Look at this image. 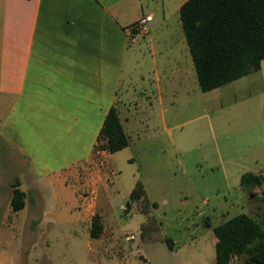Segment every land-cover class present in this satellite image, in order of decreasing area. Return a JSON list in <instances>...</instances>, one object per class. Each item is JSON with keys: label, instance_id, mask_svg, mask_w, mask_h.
<instances>
[{"label": "rangeland", "instance_id": "obj_1", "mask_svg": "<svg viewBox=\"0 0 264 264\" xmlns=\"http://www.w3.org/2000/svg\"><path fill=\"white\" fill-rule=\"evenodd\" d=\"M170 21L173 30L151 32L153 47L145 38L131 44L122 93L130 86L131 98L141 103L133 110L130 148L111 157L108 167L94 157L108 178L110 209L100 207L98 183L83 196L90 200V228L96 214L102 217L101 237L90 240L78 223L38 225L54 204L48 186L41 211L37 187L26 193L25 209L14 212L11 188L0 193V264H215L214 227L241 213L264 221V61L259 71L203 93L186 51L188 80L168 79L171 68L160 64L171 45L185 42L179 15ZM246 173L261 176L262 185L242 187ZM135 184L143 190L138 202L129 194Z\"/></svg>", "mask_w": 264, "mask_h": 264}, {"label": "crops", "instance_id": "obj_2", "mask_svg": "<svg viewBox=\"0 0 264 264\" xmlns=\"http://www.w3.org/2000/svg\"><path fill=\"white\" fill-rule=\"evenodd\" d=\"M187 1L0 0V193L9 194L15 180L25 193L38 187L41 211L43 188L50 187L54 212L46 208L38 225L78 223L91 240L85 218L90 200L83 193L98 183L100 207L110 209L111 201L107 175H101L94 157L104 158L108 167L111 157L131 146L99 152L100 131L116 106L129 135L133 110L141 103L131 98L130 86L122 93L129 29L147 15L154 18L156 34L164 27L173 30L170 20L176 15L183 29L180 9ZM144 40L154 46L152 33ZM186 44L185 37L182 47L171 45L160 64L170 67L166 76L179 83L188 80L182 60L190 53ZM149 106L153 110V103Z\"/></svg>", "mask_w": 264, "mask_h": 264}, {"label": "trees", "instance_id": "obj_3", "mask_svg": "<svg viewBox=\"0 0 264 264\" xmlns=\"http://www.w3.org/2000/svg\"><path fill=\"white\" fill-rule=\"evenodd\" d=\"M180 18L194 63L198 84L203 93L211 92L262 67L264 61V0H188L180 9ZM130 145L116 106L105 119L96 150L111 154ZM241 186L260 187L262 177L243 174ZM20 181L12 183L11 206L14 212L26 206V193ZM132 201L143 197L141 186L131 193ZM130 205V203H128ZM210 226L209 222H206ZM104 231L102 217L96 214L91 237L98 239ZM215 264H231L243 258V264H264V221L241 213L213 229ZM172 248V241L166 240Z\"/></svg>", "mask_w": 264, "mask_h": 264}, {"label": "built area", "instance_id": "obj_4", "mask_svg": "<svg viewBox=\"0 0 264 264\" xmlns=\"http://www.w3.org/2000/svg\"><path fill=\"white\" fill-rule=\"evenodd\" d=\"M153 16H142L136 23H134L130 29V43L137 44L142 38L149 37L151 34V23L153 21ZM101 152V151H99ZM129 240L135 239L134 236H129Z\"/></svg>", "mask_w": 264, "mask_h": 264}]
</instances>
